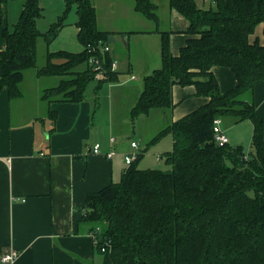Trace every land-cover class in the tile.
Here are the masks:
<instances>
[{
    "label": "trees",
    "instance_id": "1",
    "mask_svg": "<svg viewBox=\"0 0 264 264\" xmlns=\"http://www.w3.org/2000/svg\"><path fill=\"white\" fill-rule=\"evenodd\" d=\"M12 31L4 30L7 46L0 49V92L22 97L25 72L37 68L40 39L50 44L65 26L59 17L42 33L37 21L43 15L41 0H23ZM8 0H0V14ZM200 8L195 0H170L189 21L192 36L179 56L170 50V31L162 35V66L144 78L141 97L132 109L133 119L153 109H172L173 87L194 85L210 102L163 129L174 139L165 155L168 169H140L136 161L119 182L87 197L84 221L100 227L98 251L103 264H264V120L256 113L254 91L264 81V44L250 37L264 23V0H212ZM76 8L78 40L83 50L47 52L39 77H61L56 87L43 91L49 102H80L95 74L88 65V47L108 45L112 35L98 25L93 0H66ZM135 11L158 22V7L151 0H135ZM67 11V12H68ZM106 68L113 61L104 57ZM87 64L84 72L76 69ZM230 68L237 85L222 93L212 72ZM117 72H108L114 80ZM103 81V80H101ZM53 113V112H52ZM56 119L57 114L54 113ZM230 119L253 123L254 153L242 147L215 142L214 122ZM234 154L241 156V167ZM140 157V156H139ZM110 242L105 252L101 247Z\"/></svg>",
    "mask_w": 264,
    "mask_h": 264
},
{
    "label": "crops",
    "instance_id": "2",
    "mask_svg": "<svg viewBox=\"0 0 264 264\" xmlns=\"http://www.w3.org/2000/svg\"><path fill=\"white\" fill-rule=\"evenodd\" d=\"M151 1L158 7V22L137 13L135 0H93L100 29L112 34L107 44L119 68L114 80L91 81L82 101L49 102L36 91L37 101L30 103L29 90H22L25 76L21 98L11 99L7 88L0 92V264L11 250L19 252L14 264H103L93 238L98 226L84 221L88 195L119 182L129 168L126 156L134 152L140 154L138 168L155 169V162L173 151L174 139L168 134L151 143L154 138L210 102L194 85H175L174 108L131 117L144 78L162 66L160 32H171L170 50L176 57L192 38L188 19L171 7L170 0ZM195 2L200 8L213 6L212 0ZM23 5L24 1L20 11ZM11 12L7 2L0 14V49L7 46L4 30L12 31L19 19ZM256 40L264 44V23L250 37L251 43ZM87 68L85 64L76 70ZM212 72L222 93L236 87L230 68L215 66ZM45 79L49 77L36 73L31 88ZM254 102L257 116L264 120V81L255 88ZM229 126L223 127L228 144L242 147L246 156L254 153L253 123L244 120ZM237 131H244V137L238 139ZM248 135L251 150L245 153L242 143ZM96 144L99 154L94 153Z\"/></svg>",
    "mask_w": 264,
    "mask_h": 264
},
{
    "label": "rangeland",
    "instance_id": "3",
    "mask_svg": "<svg viewBox=\"0 0 264 264\" xmlns=\"http://www.w3.org/2000/svg\"><path fill=\"white\" fill-rule=\"evenodd\" d=\"M22 3L23 0H8V4L12 10L11 15L12 17L14 15L15 19H18L20 17L22 10L20 11L19 8ZM41 6L43 8V15L40 19H38L37 27L42 33L47 32L52 26V24L58 21L59 17L66 15V19L64 28L60 32L59 36L52 41V43L47 45L44 40L40 39L38 44L37 68L25 72V78L27 81L25 82V84H23L24 87L22 88V90H24L25 92L29 90L28 98L30 103H35L37 101L35 95L36 91L38 92V96L39 93L41 96L43 93V90H41L42 88L47 86H57L61 80V77H49V79L40 81L39 86L35 85L33 86V88H31V80L35 78V74L37 73V71L47 64V52L67 51L72 53H78L81 52L83 49V46L78 40V28L76 27L78 16L76 13V8L73 7L68 11L66 7V0H41ZM84 66L85 64L81 65V68H84ZM90 85H94V83H91ZM229 124H231L230 119H226L223 123V127L229 128ZM234 134L236 137H238V139H240L241 137H244L245 132L242 131L241 134H239L237 131V134ZM242 145L245 153H248L251 150V142L249 135L247 136L246 142H243ZM163 156L165 157V155ZM155 163L156 168L164 170L169 168V166L165 164V158L162 159V162Z\"/></svg>",
    "mask_w": 264,
    "mask_h": 264
},
{
    "label": "built area",
    "instance_id": "4",
    "mask_svg": "<svg viewBox=\"0 0 264 264\" xmlns=\"http://www.w3.org/2000/svg\"><path fill=\"white\" fill-rule=\"evenodd\" d=\"M88 51L89 53H92V55L90 56L89 60H88V65L90 66V68L92 69V71L95 74V80H108V72H117L118 68H119V64L116 60H113L110 66V69L106 68V64H105V60L104 57L107 53H111V47L109 45H102L100 46V49H97V47H93V46H89L88 47ZM136 77L133 76L132 79H135ZM215 125V142L219 145V146H224L226 144L229 143L228 137L225 134L223 127H222V120L221 119H217L214 122ZM132 147L134 149H138V143L136 142H132ZM94 153L95 154H99L100 153V145L96 144L94 146ZM114 153H110L107 156L109 158H111L113 156ZM140 154L138 152H134L132 154H129L128 156H126V164L128 166L132 165L138 158H139ZM101 229L100 227H98L97 229H95L93 231V238L95 240V244L96 246L98 245V233H100ZM110 245V242H106L102 247H101V251L105 252L107 249V246ZM19 257V252L16 250H11L9 252H6L1 259V263L2 264H14L15 261L17 260V258Z\"/></svg>",
    "mask_w": 264,
    "mask_h": 264
},
{
    "label": "water",
    "instance_id": "5",
    "mask_svg": "<svg viewBox=\"0 0 264 264\" xmlns=\"http://www.w3.org/2000/svg\"><path fill=\"white\" fill-rule=\"evenodd\" d=\"M234 157L236 158V160L238 161V163L240 164L241 167H244V160L241 156H238L237 154H234Z\"/></svg>",
    "mask_w": 264,
    "mask_h": 264
}]
</instances>
